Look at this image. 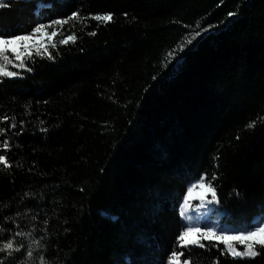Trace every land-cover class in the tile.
<instances>
[{
  "label": "trees",
  "instance_id": "16d2710c",
  "mask_svg": "<svg viewBox=\"0 0 264 264\" xmlns=\"http://www.w3.org/2000/svg\"><path fill=\"white\" fill-rule=\"evenodd\" d=\"M2 2L0 37L56 35L0 76V264H264L178 244L201 176L264 221V0Z\"/></svg>",
  "mask_w": 264,
  "mask_h": 264
},
{
  "label": "snow or ice",
  "instance_id": "6c2138e0",
  "mask_svg": "<svg viewBox=\"0 0 264 264\" xmlns=\"http://www.w3.org/2000/svg\"><path fill=\"white\" fill-rule=\"evenodd\" d=\"M5 6L0 0V7ZM94 19L98 21L110 22L112 20V16L110 14L103 16H96ZM57 24L66 23V21H56ZM47 26H38L33 32L29 35L15 36V37H0V76L2 77H14L17 75L16 72L9 71L8 65H12L13 67L22 68L25 67L24 57L27 56L31 59L32 50L35 48L37 50V54H40L39 47L34 43V37L37 34H41V36H49V43L51 42V37L56 35V32H52L49 34L46 31ZM93 35L95 33H92ZM68 39L75 40V37H69L65 40H62L61 43H67ZM32 43V47H29V43ZM191 40H188L187 43H191ZM16 46H19V50ZM55 47V45H52ZM180 50H183V46H181ZM46 51V49H45ZM12 53V57L8 55V53ZM49 58H51V54L49 53ZM173 54L169 53V57L172 58ZM18 61L19 63H16ZM7 117H4V120L7 121ZM15 127L16 125L13 123L11 125ZM3 129H0V133H3ZM3 149H9V144L5 140L2 145ZM0 165H3L5 168H11L12 165L6 158V155H0ZM206 178H201L198 185L194 187H207L211 192L213 200L215 202H219L216 200L215 189L212 188L211 184L205 185L204 181ZM214 179V177H213ZM192 189H189V193H191ZM189 204L187 199L184 201V211L181 212V215H185V213L189 210ZM189 219H191L189 217ZM20 235V233H17ZM209 241L210 243L213 241H219L223 243L226 247L227 252H229L233 257H248L254 258L259 255V252L256 250V246L259 245L261 248H264V224L257 226L251 231L246 233H240L239 235H225L218 234L215 229L202 230L199 227H187L182 234L178 237V244L182 248H187L189 246H198L205 247V245L201 241ZM233 241L238 242L240 245L244 246L243 251H239L235 248ZM0 251H8L9 255L12 251H19V248H14V242L9 241L5 243L2 247H0ZM27 256L32 257V252L28 251ZM183 256V253L173 252L169 264H181L180 257ZM41 264H44L43 257L40 258ZM183 264H191L190 261L185 260Z\"/></svg>",
  "mask_w": 264,
  "mask_h": 264
},
{
  "label": "rangeland",
  "instance_id": "374dc122",
  "mask_svg": "<svg viewBox=\"0 0 264 264\" xmlns=\"http://www.w3.org/2000/svg\"><path fill=\"white\" fill-rule=\"evenodd\" d=\"M212 29L211 27H206L203 29V31H208ZM200 33V32H199ZM49 39V36H41V34H37L34 37V43L39 47V49L43 48L45 45V41ZM19 50V46H16ZM29 47H32V43H29ZM36 50L33 48L32 52ZM8 55L12 57V53L9 52ZM26 57V56H25ZM201 178H204V176L198 177L194 179L191 182V185L189 186L183 202L181 204V212L184 211V201L187 199L189 204V210L185 213V215H181L183 220L186 223V227L192 226V227H199L202 230H208V229H215L218 234H225V235H239L240 233H246L248 231L253 230L254 228L250 230H244L240 229L238 226L228 224L222 220V216L225 213V210L220 208L219 202H215L213 200L211 192L208 190L207 187H194L195 185L199 184V181ZM205 185L207 183L204 181ZM189 189H192L191 193H189ZM216 200L217 197H216ZM189 217L191 219H189ZM264 224V221L260 224ZM258 225V226H260ZM256 228V227H255ZM184 229V230H185ZM235 246V248L239 251L244 250V246L240 245L238 242L233 241L232 242ZM258 246V245H257ZM256 246V247H257ZM257 250V249H256Z\"/></svg>",
  "mask_w": 264,
  "mask_h": 264
},
{
  "label": "water",
  "instance_id": "95a60500",
  "mask_svg": "<svg viewBox=\"0 0 264 264\" xmlns=\"http://www.w3.org/2000/svg\"><path fill=\"white\" fill-rule=\"evenodd\" d=\"M207 32V31H206Z\"/></svg>",
  "mask_w": 264,
  "mask_h": 264
}]
</instances>
